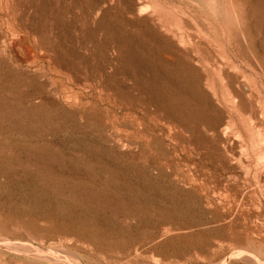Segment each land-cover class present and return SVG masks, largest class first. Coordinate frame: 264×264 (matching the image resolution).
Here are the masks:
<instances>
[{
    "label": "rangeland",
    "instance_id": "374dc122",
    "mask_svg": "<svg viewBox=\"0 0 264 264\" xmlns=\"http://www.w3.org/2000/svg\"><path fill=\"white\" fill-rule=\"evenodd\" d=\"M231 1L0 0V264H264V0Z\"/></svg>",
    "mask_w": 264,
    "mask_h": 264
},
{
    "label": "bare ground",
    "instance_id": "6f19581e",
    "mask_svg": "<svg viewBox=\"0 0 264 264\" xmlns=\"http://www.w3.org/2000/svg\"><path fill=\"white\" fill-rule=\"evenodd\" d=\"M229 2L230 3H232V1L231 0H229ZM196 5V4H195ZM231 7H232V9H233V5L231 4ZM244 77V76H243ZM9 241V240H8ZM8 241H2V245H5V246H8V248H11V249H15V250H18L19 249V245L18 246H16L15 244H13V243H11V242H8ZM14 243H16V242H14ZM22 244V243H21ZM1 245V246H2ZM30 248H31V246H30ZM23 249H28V252H29V248L27 247V248H23ZM42 249V248H41ZM62 249V248H61ZM31 250H32V248H31ZM59 251H60V249H58ZM64 250V249H63ZM21 251V250H20ZM33 251V250H32ZM35 251V250H34ZM51 251V250H50ZM53 251V250H52ZM51 251V252H52ZM25 252H26V250H25ZM42 252V251H41ZM39 253V252H38ZM37 254V253H36ZM28 255V254H27ZM32 255H34V254H32ZM49 255H51V254H49ZM36 256V255H35ZM38 256V255H37ZM36 256V257H37ZM43 256V255H42ZM229 256H230V254H229ZM34 257V256H33ZM64 260V259H68L69 261H75V259H74V257H72L70 254H68L67 252H65V251H63V252H55L54 253V255H53V257H52V259L51 260ZM255 260V259H254ZM53 261V262H54ZM51 262V261H50ZM77 262V261H76ZM75 262V263H76ZM258 262H259V260H258ZM261 262V261H260ZM52 263V262H51ZM56 263V262H55ZM57 264V263H56ZM67 264V263H66Z\"/></svg>",
    "mask_w": 264,
    "mask_h": 264
}]
</instances>
